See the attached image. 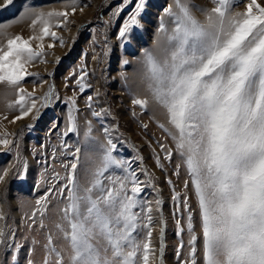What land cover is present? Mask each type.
Wrapping results in <instances>:
<instances>
[{
	"label": "rangeland",
	"instance_id": "rangeland-1",
	"mask_svg": "<svg viewBox=\"0 0 264 264\" xmlns=\"http://www.w3.org/2000/svg\"><path fill=\"white\" fill-rule=\"evenodd\" d=\"M187 2L201 22L218 6L216 0ZM138 3L0 0V55L16 37L33 49L32 55L21 54L27 73L22 80L15 85L0 81V140L8 141L0 144V175L7 172L0 181V264H57L56 252L69 264L71 249L57 225L67 228L63 210L70 165L78 164L79 186L88 187L93 179L89 170L95 153L85 142L89 128L101 143L115 145L112 155L119 163L101 177L104 183L123 182L131 195L135 178L142 189L135 197L139 227L133 235L141 245L149 244L148 264H192L193 259L203 264L200 242L189 243V210L198 233L191 178L172 138L174 129L145 85L141 63L146 50L161 55V25L169 33L175 26L164 9L179 10L175 0H145L138 24L122 38L119 33L130 24ZM249 3L229 0L230 14L245 13ZM257 3L264 6V0ZM135 99H147L148 105H137ZM185 196L190 209L184 206ZM142 255L141 247L138 259Z\"/></svg>",
	"mask_w": 264,
	"mask_h": 264
},
{
	"label": "snow or ice",
	"instance_id": "snow-or-ice-1",
	"mask_svg": "<svg viewBox=\"0 0 264 264\" xmlns=\"http://www.w3.org/2000/svg\"><path fill=\"white\" fill-rule=\"evenodd\" d=\"M175 2L178 12L164 9L175 26L169 33L161 25V55L146 50L141 63L145 85L174 129L172 138L191 178L198 233L189 210V243L200 242L203 264H264V6L251 0L245 13L233 16L229 0H216L218 6L201 22L187 0ZM144 5L145 0H139L130 24L119 33L122 38L138 24ZM43 31L48 34L47 26ZM21 39L9 40L8 50L0 55V81L15 85L27 75L21 54L32 55L33 49ZM134 103L146 107L148 100ZM69 130H75V124ZM85 137L95 153L89 170L93 179L90 186H79L78 164L70 165L63 210L67 228L57 225L71 249L69 264H140V259L148 264L149 244L141 245L133 235L139 227L135 197L142 189L135 178L131 195L123 182L106 185L101 177L119 163L112 155L115 145L92 137L90 128ZM6 175V171L0 175V181ZM178 198L177 193L174 199ZM183 203L190 209L187 196ZM147 220L150 225L151 215ZM48 240L51 244L53 237ZM141 247L143 255L138 259ZM56 255L57 264H63V256Z\"/></svg>",
	"mask_w": 264,
	"mask_h": 264
}]
</instances>
